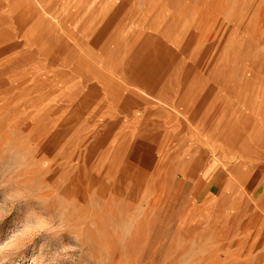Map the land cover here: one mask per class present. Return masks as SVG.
Wrapping results in <instances>:
<instances>
[{
	"label": "rangeland",
	"instance_id": "374dc122",
	"mask_svg": "<svg viewBox=\"0 0 264 264\" xmlns=\"http://www.w3.org/2000/svg\"><path fill=\"white\" fill-rule=\"evenodd\" d=\"M254 170L264 0H0V264H264Z\"/></svg>",
	"mask_w": 264,
	"mask_h": 264
},
{
	"label": "crops",
	"instance_id": "0c3cea01",
	"mask_svg": "<svg viewBox=\"0 0 264 264\" xmlns=\"http://www.w3.org/2000/svg\"><path fill=\"white\" fill-rule=\"evenodd\" d=\"M79 84H80V82H79L78 77H77L76 78V86H75L77 89H79V87H80ZM79 92L80 91H78V90L76 91V93H79ZM120 95H122V97H120L121 101L119 103H98L97 104L98 105L97 110H99L100 112L106 111L108 113L107 116H110L111 118H115L114 119L116 122L115 126H123L125 123V120H127L131 116V113L125 114L123 116V114L117 115L116 112H130L133 110H138L139 107H141V102L139 101L138 97L133 98V97L127 96L125 94H120ZM122 117H124V120H122L123 119ZM253 175L255 176L253 178V182H254L253 184H258L257 188H254L255 190L253 189V197H254V193H256V192L258 194L257 197H259V198L263 197L264 196V194H263V192H264V172L261 170L260 171L254 170Z\"/></svg>",
	"mask_w": 264,
	"mask_h": 264
}]
</instances>
